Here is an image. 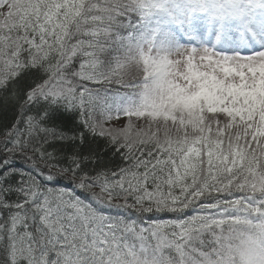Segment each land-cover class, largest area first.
<instances>
[{"label":"trees","instance_id":"obj_1","mask_svg":"<svg viewBox=\"0 0 264 264\" xmlns=\"http://www.w3.org/2000/svg\"><path fill=\"white\" fill-rule=\"evenodd\" d=\"M138 2L19 0L0 27V264H264L258 131L213 112L137 142L100 128L137 104L117 70Z\"/></svg>","mask_w":264,"mask_h":264},{"label":"rangeland","instance_id":"obj_2","mask_svg":"<svg viewBox=\"0 0 264 264\" xmlns=\"http://www.w3.org/2000/svg\"><path fill=\"white\" fill-rule=\"evenodd\" d=\"M17 1L0 5V27L8 24ZM155 1L139 0L125 36V46L133 53L124 56L117 70L128 67L138 77L137 104L129 107L123 100L124 112L109 116L100 128L118 140L137 142L155 134L158 123L170 125L181 115L190 120L213 112V119L227 118L258 131L264 140V53L248 64H235L213 49L217 42L238 43L243 28L261 22L264 0H175L174 8ZM196 14L208 17L204 22L212 25L199 31L192 24ZM148 122L153 129L145 128Z\"/></svg>","mask_w":264,"mask_h":264},{"label":"bare ground","instance_id":"obj_3","mask_svg":"<svg viewBox=\"0 0 264 264\" xmlns=\"http://www.w3.org/2000/svg\"><path fill=\"white\" fill-rule=\"evenodd\" d=\"M207 19L209 18L196 14L193 17L192 24L196 26L199 31H202L212 25L204 22ZM200 35L204 36V33H201ZM238 42L239 43L230 45H227L224 42H217L213 49L219 55H222L223 53V56L226 57L224 59L225 62L231 61L235 64L250 63V59L254 58L255 55L264 53V19L261 22H255V27L250 24V28H247L244 31V36H242V39ZM206 43L211 46L210 41H206ZM232 66L236 67L235 65Z\"/></svg>","mask_w":264,"mask_h":264}]
</instances>
